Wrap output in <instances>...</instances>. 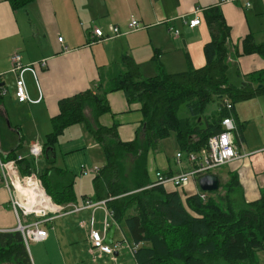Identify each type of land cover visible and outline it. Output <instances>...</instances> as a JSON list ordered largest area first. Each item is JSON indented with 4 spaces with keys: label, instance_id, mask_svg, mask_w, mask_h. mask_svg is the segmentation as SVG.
<instances>
[{
    "label": "trees",
    "instance_id": "trees-1",
    "mask_svg": "<svg viewBox=\"0 0 264 264\" xmlns=\"http://www.w3.org/2000/svg\"><path fill=\"white\" fill-rule=\"evenodd\" d=\"M7 1L17 10L35 0ZM203 16L211 36L203 48V66L189 63L188 69L172 73L160 65L156 75L145 77L131 56H123L126 70L113 78L110 90L124 91L130 104H140L141 125L133 139L121 138L119 123L106 126L100 122L101 116L112 112L102 83L60 99L59 113L52 117V130L42 143L46 164L38 178L53 202L67 205L87 198L106 199L113 221L136 248L137 264H261L264 192L255 200H246L236 175L221 182L220 190L207 192L206 198L199 192L185 196L168 184L149 186L155 180L151 153L172 131L182 150L199 151L222 131L225 117L232 115L240 128L245 126L235 111L237 102L264 94V68L247 73L240 84L229 78L231 26L221 6L206 7ZM253 53L264 58V41H257L251 32L235 55ZM226 100L232 109L225 106ZM214 101L220 109L204 114ZM183 109L186 114L181 116ZM6 120L0 118L4 121L0 125L3 159H16L22 176L37 173L35 158L17 154L23 138L16 147L7 146L2 134L7 130ZM82 122L105 153L104 165L92 177V196H79L77 176L59 167L55 159L61 135ZM0 264H35L20 230H0Z\"/></svg>",
    "mask_w": 264,
    "mask_h": 264
},
{
    "label": "crops",
    "instance_id": "crops-1",
    "mask_svg": "<svg viewBox=\"0 0 264 264\" xmlns=\"http://www.w3.org/2000/svg\"><path fill=\"white\" fill-rule=\"evenodd\" d=\"M211 5L221 6L231 26L228 74L233 83L240 84L247 73L264 68V58L259 54L235 55L236 48L242 50V40L251 32L257 41H264V0H231L221 4L219 0H35L17 10L12 8L9 1L0 0V85L8 90L0 102V118L7 119L8 123L7 130L2 133L6 136L7 146L16 147L21 138L22 147L26 146L29 150L32 143H43L45 136L52 130V117L59 113V100L102 83L112 112L101 116L100 122L106 126L119 123L121 138L133 139L141 125L140 104H130L124 91L110 90L113 78L126 70L123 56H131L145 77L156 75L160 65L172 73L188 69L189 63L194 67L203 66L206 62L203 48L211 38L203 12ZM197 8L201 9V24L190 27L182 20V16H190ZM132 16L139 19L141 28L127 33ZM110 25H118L122 34L103 41L92 36L95 27L107 32ZM171 25L180 30L178 37L169 30ZM59 36H63V42L58 40ZM15 52L22 55L24 64L47 60L46 67H37L36 70L38 84L43 92L39 102H19L14 95L16 77L12 73V55ZM25 78L30 95L38 99L39 89L33 74L26 72ZM17 106L19 114L15 117L18 122L11 125L9 108L15 110ZM235 111L239 122L245 124V121H241L242 112L237 110L236 105ZM232 117L237 125L235 135L240 157L217 168L215 173L220 176L221 182L236 175L244 198L252 201L264 192V155L251 156L245 146V126L240 128L235 117ZM243 117L245 120L246 116ZM2 122L4 125V121H0V125ZM19 149V156L32 157L30 151L29 154H22ZM156 151L150 161L153 174L162 171L174 175L191 167L184 155L181 163H178L176 155L172 161ZM55 157L59 167L77 176L75 188L79 186L82 189H76L79 196H92V177L95 172L85 175L81 171L83 167H102L105 153L84 122L64 131L56 147ZM35 160L37 170L46 164L44 156ZM199 191L198 181L193 180L185 185L182 194L186 196ZM8 200L9 192L4 187L0 188V229L5 230L16 228L12 220L10 223L5 221V214L1 210L2 204L10 208ZM82 202L80 200L78 203ZM99 209L105 217L103 208H98L96 214ZM72 215L78 221L84 219V215L89 219L90 209ZM52 222L49 224L52 225ZM116 232L117 229L115 235Z\"/></svg>",
    "mask_w": 264,
    "mask_h": 264
},
{
    "label": "built area",
    "instance_id": "built-area-1",
    "mask_svg": "<svg viewBox=\"0 0 264 264\" xmlns=\"http://www.w3.org/2000/svg\"><path fill=\"white\" fill-rule=\"evenodd\" d=\"M231 0H219V3L229 2ZM200 8L193 11L190 16H182V20L188 24L190 27H195L201 24ZM141 28L139 19L132 16L128 23V32L137 31ZM169 30L174 36L178 37L180 30L175 26H169ZM93 37H96L98 41H103L106 39L119 37L122 33L118 25H110L108 31L101 27H95L93 29ZM58 40L63 42V36H59ZM95 41V39H93ZM47 60L36 61L34 63L24 64L22 60V55L19 52H15L12 55V73L16 77L14 95L19 102H39L43 97V92L38 84V78L36 75L37 67H46ZM26 72H31L35 78L36 84L39 89L38 99L32 98L30 95L28 85L26 82L25 74ZM8 90L4 86H0V96H5ZM225 106L228 109H232V103L226 100ZM223 129L222 131L212 135L205 146H203L199 151H188L187 160L190 162V169L181 171L174 175H167L162 171H157L154 173V182L149 186L159 185V184H173L175 186H185L191 180H197L198 178L206 173L215 172L219 167L227 165L232 161L236 160L239 156L238 143L236 141L235 131L237 130V125L232 116L225 117L222 121ZM264 150V149H262ZM30 155L35 159L43 156V145L40 142H34L30 146ZM3 150L0 144V181H3L9 192V197L11 201V206L18 219V224L16 225L17 230H20L24 236V239L28 245L29 241H45L49 237V229L45 225H49L51 221L55 218L68 216L72 214H78L83 210L90 209L89 219H81L79 224L82 228L89 231V239L91 244L90 253L92 254L93 261H97L98 258L103 255H110L111 259L115 262L118 261L117 254L118 248L122 242L129 243L126 238L118 241L115 246L109 244L105 241V234L110 229L109 218L112 217L111 211L108 209L106 204V199L93 200L87 198L83 200L82 203L71 202L67 205H61L53 202L52 198L46 193L42 181L37 177L36 173H32L28 176H22L16 159H3ZM183 153L178 151L176 156L178 163H181ZM21 158V156H19ZM100 168L93 167L82 168L83 174H88L89 172H98ZM34 182L37 186L41 187L45 193L50 197L51 202L54 203L53 209L42 207L41 204L33 197H29L30 208L22 206L20 203V189L19 186L27 187L30 182ZM200 190L199 193L202 198L207 197V192ZM98 208H103L105 210V217L102 221V227L104 229V235L97 229V219L96 210ZM20 212L25 217V222L22 221L20 217ZM34 214L36 219L30 218ZM113 219V218H112ZM115 222V221H114ZM117 223V222H116ZM120 226L117 223V228ZM130 245V244H129ZM134 251V247H132ZM134 254V252H133Z\"/></svg>",
    "mask_w": 264,
    "mask_h": 264
},
{
    "label": "rangeland",
    "instance_id": "rangeland-1",
    "mask_svg": "<svg viewBox=\"0 0 264 264\" xmlns=\"http://www.w3.org/2000/svg\"><path fill=\"white\" fill-rule=\"evenodd\" d=\"M218 107V101L211 102L207 105L204 114H211L217 111ZM236 108L238 111L242 112V120H240L242 122L245 121V133L247 138V143H245L246 150L251 154V156H257L258 154L264 155V151H259L264 148V94H261V96H258V98L255 97L246 101L237 102ZM9 111L10 115L8 118L11 122V125L17 124L18 121L15 116L19 114L18 106L15 110L9 108ZM21 112H23V110H21ZM180 112L181 116L186 114L185 109ZM243 116H246L245 120ZM177 151H181L184 154V158H187V152L180 148V145L176 140L175 132L172 131L167 138L160 142V146L156 153L162 154L174 161ZM19 152L22 154H29V149L26 148V146H23L21 149H19ZM152 155L153 152L151 153V157ZM57 164L60 165L59 163ZM40 170L41 168H39L36 173L37 177ZM35 186L36 184L32 182L28 185V187L34 188H32V190H28L26 188L22 192V201L27 206L28 201L26 198V192L28 191L27 193L36 194L37 188ZM2 187L6 188L4 182L0 181V188ZM168 187L176 188L183 193L185 186H175L173 184H168ZM76 189L82 191L79 186H77ZM7 190L8 189L6 188V192H8ZM43 198L45 201H48L46 196H43ZM8 204L11 205L10 200H8ZM10 208H12V206H10ZM10 208L7 204H2L1 206V210L3 211V214H5V221L10 223L12 220L14 224L17 225L18 219L13 212V208ZM85 216L86 215H84V219H87ZM4 217L2 219L3 222ZM20 217L22 221L25 222V217L21 212ZM30 218L36 219V216L32 214ZM96 219L97 229H99L104 235V229L102 227L104 214L101 209L98 210ZM109 223H112V217L109 218ZM52 225H45V227L49 229V237L45 241L36 242L30 240L28 243V248L35 264H137L132 248L130 247L129 243L125 241L122 242L118 248L119 254L117 262L113 261L110 255H103L102 257L98 258L96 262H94L92 259V254L90 253L91 244L88 234L89 231L80 227L78 218L74 215L65 216L63 218H55L52 222ZM122 239H125V235L122 229L119 228L117 229L112 246H115L116 243ZM259 256L261 257V264H264V250L259 251Z\"/></svg>",
    "mask_w": 264,
    "mask_h": 264
},
{
    "label": "water",
    "instance_id": "water-1",
    "mask_svg": "<svg viewBox=\"0 0 264 264\" xmlns=\"http://www.w3.org/2000/svg\"><path fill=\"white\" fill-rule=\"evenodd\" d=\"M260 86L261 85H259L258 87ZM198 184L202 191L205 192L217 191L220 190L221 188V178L215 172L206 173L198 178ZM116 228H117V223L113 222L105 236V241L107 243L112 244L114 242V235Z\"/></svg>",
    "mask_w": 264,
    "mask_h": 264
},
{
    "label": "bare ground",
    "instance_id": "bare-ground-1",
    "mask_svg": "<svg viewBox=\"0 0 264 264\" xmlns=\"http://www.w3.org/2000/svg\"><path fill=\"white\" fill-rule=\"evenodd\" d=\"M30 183H32V181L30 182ZM29 183V184H30ZM35 187H37V192H36V194H30V193H27L26 192V198H27V201H28V206L26 205V204H24L23 203V201H22V196H23V191H24V189H28V190H32V188H34V187H23V186H19V189H20V193H19V197H20V203H21V205L22 206H25V207H28V208H30V202H29V197L31 198V197H33V198H35L40 204H41V206L42 207H47V208H51V209H53V205H54V203L53 202H51V200H50V197L45 193V191L41 188V187H39V186H35ZM37 193H39V194H37ZM41 193L42 194H44V196H46L48 199V201H45L44 200V198H43V195H41Z\"/></svg>",
    "mask_w": 264,
    "mask_h": 264
}]
</instances>
